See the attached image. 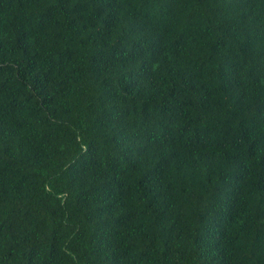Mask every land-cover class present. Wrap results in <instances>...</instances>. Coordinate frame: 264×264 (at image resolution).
I'll list each match as a JSON object with an SVG mask.
<instances>
[{
    "label": "trees",
    "instance_id": "1",
    "mask_svg": "<svg viewBox=\"0 0 264 264\" xmlns=\"http://www.w3.org/2000/svg\"><path fill=\"white\" fill-rule=\"evenodd\" d=\"M0 264H264V0H0Z\"/></svg>",
    "mask_w": 264,
    "mask_h": 264
}]
</instances>
